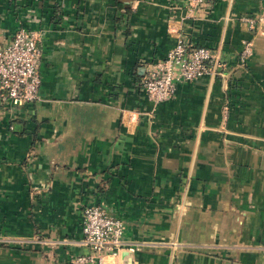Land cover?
<instances>
[{
	"label": "crops",
	"instance_id": "obj_1",
	"mask_svg": "<svg viewBox=\"0 0 264 264\" xmlns=\"http://www.w3.org/2000/svg\"><path fill=\"white\" fill-rule=\"evenodd\" d=\"M185 5L0 0V46L20 25L42 46L39 99L0 122V264H72L97 204L138 248L102 264H264V22L240 21L264 0ZM176 33L224 67L152 104L143 75Z\"/></svg>",
	"mask_w": 264,
	"mask_h": 264
},
{
	"label": "built area",
	"instance_id": "obj_2",
	"mask_svg": "<svg viewBox=\"0 0 264 264\" xmlns=\"http://www.w3.org/2000/svg\"><path fill=\"white\" fill-rule=\"evenodd\" d=\"M188 14L209 8L215 0H185ZM249 30L264 22V14L242 16ZM252 54V41L245 40L238 54L240 64H246ZM42 56L40 33L25 25L17 27L10 40L0 46V122L12 120L18 105L39 99ZM224 62L213 49L195 46L176 33L174 45L164 58L151 64L143 75L141 87L152 104L172 98L177 83L196 80L206 74H216ZM10 121L9 131L13 130ZM121 218L109 213L102 205L86 206L82 211L81 242L87 253L75 256L72 264H102L105 257H116L122 250L134 251L135 244L125 239Z\"/></svg>",
	"mask_w": 264,
	"mask_h": 264
},
{
	"label": "water",
	"instance_id": "obj_3",
	"mask_svg": "<svg viewBox=\"0 0 264 264\" xmlns=\"http://www.w3.org/2000/svg\"><path fill=\"white\" fill-rule=\"evenodd\" d=\"M131 252H132L131 250H122L120 252V255H122V254H130Z\"/></svg>",
	"mask_w": 264,
	"mask_h": 264
}]
</instances>
